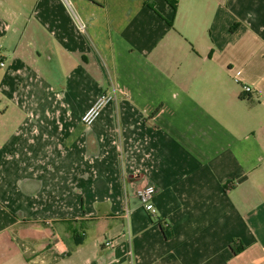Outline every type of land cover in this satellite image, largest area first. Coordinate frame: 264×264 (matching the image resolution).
Wrapping results in <instances>:
<instances>
[{
    "label": "crops",
    "instance_id": "crops-1",
    "mask_svg": "<svg viewBox=\"0 0 264 264\" xmlns=\"http://www.w3.org/2000/svg\"><path fill=\"white\" fill-rule=\"evenodd\" d=\"M69 1L0 0V264H264V0Z\"/></svg>",
    "mask_w": 264,
    "mask_h": 264
},
{
    "label": "built area",
    "instance_id": "built-area-1",
    "mask_svg": "<svg viewBox=\"0 0 264 264\" xmlns=\"http://www.w3.org/2000/svg\"><path fill=\"white\" fill-rule=\"evenodd\" d=\"M66 4V6L69 8L70 12L72 13V16L74 17V20L76 21L77 27L81 32L86 31V25L81 22L79 17L74 11V8L69 0H63ZM5 61L3 56L2 48H0V68L5 67ZM244 90L248 93L251 92V88L248 86L244 87ZM114 99V97L110 94L103 93L101 94L98 99L95 101V103L85 112V114L82 117V122L85 126H91L93 125L98 118L100 117L102 111L104 108ZM157 193V188L154 185L146 184L136 191V195L142 205V207L151 215L155 216L156 214V208L154 205V199ZM108 248H114L115 243L113 241H108L105 244Z\"/></svg>",
    "mask_w": 264,
    "mask_h": 264
}]
</instances>
